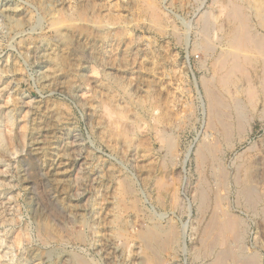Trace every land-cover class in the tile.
I'll list each match as a JSON object with an SVG mask.
<instances>
[{
  "label": "rangeland",
  "instance_id": "obj_1",
  "mask_svg": "<svg viewBox=\"0 0 264 264\" xmlns=\"http://www.w3.org/2000/svg\"><path fill=\"white\" fill-rule=\"evenodd\" d=\"M227 3L0 0V264H218L222 214L264 264V58L222 86Z\"/></svg>",
  "mask_w": 264,
  "mask_h": 264
},
{
  "label": "bare ground",
  "instance_id": "obj_2",
  "mask_svg": "<svg viewBox=\"0 0 264 264\" xmlns=\"http://www.w3.org/2000/svg\"><path fill=\"white\" fill-rule=\"evenodd\" d=\"M246 1V0H245ZM249 3H252V6L255 7L254 9H256V11H258L259 16H260V25L264 28V4L260 1V0H248ZM229 3V8L227 10V18H229L228 20L230 21L229 24H231L229 31L227 29V40H226V47H227V51H225V53L223 54V56H220V61H219V66H218V72L220 74V79H221V83H223L222 86H229V84L232 83V77L234 76V74L237 72L240 74V76L242 75V73L244 74L245 71V67H251V66H255L254 64L255 61L257 62V60L264 58V43L261 41V39H259V35L257 38V36L253 35L250 31V25H249V18H248V14L245 11V8L242 6L244 3L239 4L238 0H228ZM227 3V4H228ZM226 8V7H225ZM250 9V8H249ZM249 11V10H248ZM254 10V12H256ZM255 14V13H254ZM250 15V14H249ZM258 17V16H255ZM255 19V18H254ZM204 21V20H203ZM229 27V26H228ZM207 30V28H206ZM254 31V30H253ZM206 32V31H205ZM209 32V31H208ZM204 37V36H203ZM264 39V38H263ZM206 40V39H205ZM224 44V45H225ZM206 48V46H205ZM218 57V56H217ZM263 61V60H262ZM254 64V65H253ZM262 66L263 63H262ZM259 66H257L258 68ZM252 68V67H251ZM247 70V69H246ZM256 71V70H255ZM258 71V70H257ZM264 71V69H263ZM250 72V71H249ZM252 72V71H251ZM248 73V71L246 72ZM254 73V72H253ZM259 73V72H258ZM257 73V74H258ZM250 74V73H249ZM261 75V73H260ZM264 75V74H263ZM244 76V75H243ZM263 77V76H262ZM244 78V77H243ZM247 78V77H246ZM245 78V79H246ZM250 78V76H249ZM219 79V80H220ZM236 79V78H234ZM261 79V78H259ZM238 80V79H237ZM248 80V78H247ZM263 80V81H262ZM250 81V80H249ZM261 81L263 82V88H264V79L262 78ZM235 82V81H234ZM239 83V82H238ZM249 83V82H248ZM258 83V82H257ZM259 84V83H258ZM261 84V83H260ZM236 85V84H235ZM250 85V84H249ZM250 87V86H249ZM262 87L260 88L261 91L263 89ZM226 91L228 92V89H226ZM254 91V89H253ZM252 91V92H253ZM260 91V93H262ZM250 94V90L247 91ZM256 92V90L254 91ZM253 92V93H254ZM253 93L252 97H253ZM264 93V92H263ZM248 95V94H247ZM256 95V94H255ZM262 95V94H261ZM264 95V94H263ZM212 96V95H211ZM249 98H252L250 96H248ZM248 98V99H249ZM247 99V100H248ZM253 102V100H251ZM251 102V103H252ZM256 102V101H255ZM220 103V102H219ZM218 103V104H219ZM235 103V102H234ZM214 106V105H213ZM217 111V109H215ZM215 112V111H214ZM220 112V111H219ZM249 165V164H247ZM246 166V165H245ZM243 166V167H245ZM247 167V166H246ZM246 169V168H244ZM248 169V167H247ZM250 169V168H249ZM245 171V170H244ZM247 171V170H246ZM249 172H252L251 169ZM247 173V172H246ZM250 174V173H249ZM252 175V174H251ZM249 178V177H248ZM247 178V179H248ZM248 182V181H247ZM245 184V183H244ZM249 184V183H248ZM246 184V185H248ZM249 186V185H248ZM249 192V191H248ZM244 196V194H243ZM219 200V199H218ZM259 200V199H257ZM218 202H221L218 201ZM216 202V203H218ZM218 204H216L217 206ZM222 205V203H221ZM220 206V205H218ZM221 207V206H220ZM218 208V207H217ZM222 208V207H221ZM218 211L220 210L217 209ZM221 211V210H220ZM223 211V210H222ZM215 215L217 212H214ZM221 213V212H219ZM223 217L221 218V220L219 219L218 223H216V233L218 236H216L217 238L219 237V243L217 245H219V247L221 249H223L222 251V258L221 260H219L218 264H242L240 263V259L239 257L240 255H238V253H236L235 248H231L230 247V243L229 239L232 236V230L234 228L235 224L230 223V221L228 219H225V217L227 218V216L224 217V214H222ZM218 216V215H217ZM220 216V215H219ZM216 218V217H215ZM219 218V217H218ZM217 218V220H218ZM213 219V218H212ZM212 221V220H211ZM216 221V220H215ZM213 222V221H212ZM214 223V222H213ZM238 226V225H237ZM212 227V226H211ZM210 228V227H209ZM208 228V229H209ZM211 229V228H210ZM206 232V231H205ZM210 232V230H209ZM213 233V232H212ZM206 232V236H210L211 233ZM239 234V233H238ZM153 235V234H152ZM215 236V234H214ZM240 236V235H239ZM238 237V236H237ZM155 238V237H154ZM207 238V237H205ZM209 239V238H207ZM237 239V238H236ZM216 240V238L214 239ZM231 240V239H230ZM153 241V240H152ZM207 241V240H206ZM213 241V239H212ZM217 241V240H216ZM217 241V242H218ZM235 241V240H234ZM233 241V242H234ZM241 241V240H239ZM209 242V241H208ZM214 242V241H213ZM255 242V241H254ZM157 243V242H156ZM204 243V242H203ZM238 243V242H236ZM235 243V244H236ZM208 244V243H207ZM213 244V243H212ZM234 244V243H233ZM215 245V243L213 244ZM239 245V244H238ZM241 246V245H240ZM233 247H235L233 245ZM242 247V246H241ZM237 249V248H236ZM239 249V248H238ZM244 249V248H243ZM242 249V250H243ZM240 250V249H239ZM213 250H210V252ZM217 251V250H216ZM241 251V250H240ZM217 253V252H216ZM244 256L240 257L243 258ZM216 258V257H215ZM250 258V256H249ZM248 258V260H249ZM254 259V257H253ZM257 259V258H256ZM255 259V260H256ZM214 260V259H213ZM252 259H250L249 261H251ZM258 260V259H257ZM212 263V262H211ZM216 262H214L215 264ZM255 263V262H254Z\"/></svg>",
  "mask_w": 264,
  "mask_h": 264
}]
</instances>
